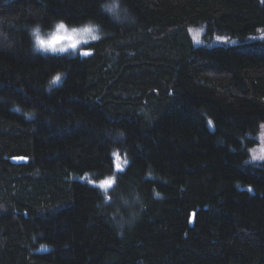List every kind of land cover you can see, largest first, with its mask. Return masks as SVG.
Returning <instances> with one entry per match:
<instances>
[{
	"label": "trees",
	"instance_id": "trees-1",
	"mask_svg": "<svg viewBox=\"0 0 264 264\" xmlns=\"http://www.w3.org/2000/svg\"><path fill=\"white\" fill-rule=\"evenodd\" d=\"M58 23L101 37L35 52ZM202 25L244 39L264 2L0 0V264H264V40Z\"/></svg>",
	"mask_w": 264,
	"mask_h": 264
},
{
	"label": "rangeland",
	"instance_id": "rangeland-1",
	"mask_svg": "<svg viewBox=\"0 0 264 264\" xmlns=\"http://www.w3.org/2000/svg\"><path fill=\"white\" fill-rule=\"evenodd\" d=\"M264 2V0H261ZM63 23H58L50 29L43 30L40 27H36L32 32L33 46L35 52L41 55H68L76 56L80 51L81 46L87 42H93L98 40L101 37L100 28L93 24H86L80 27H70L66 24H63L65 27L59 29L58 26ZM89 29V31H85ZM75 30V31H74ZM207 28L205 25L198 27H191L189 32L192 36L195 46H204V47H213L218 45L224 46H236L242 44L243 42H250L254 40H264V28H261L257 31L256 34L250 35L244 39L234 38L229 35H215L207 36ZM66 37L71 36L72 39H61L59 43L55 44L53 48L42 47L39 43L40 40L45 41L46 43L51 42L55 37ZM95 37V39H94ZM76 42V47H71L73 42ZM63 49V51H61ZM259 144L249 150V158L246 160L245 164L258 166L261 162L264 161V124L262 126L261 132L258 136ZM105 180L113 181V177H104L98 180L91 179L94 186H98L103 190H106L108 187H101V184Z\"/></svg>",
	"mask_w": 264,
	"mask_h": 264
},
{
	"label": "snow or ice",
	"instance_id": "snow-or-ice-1",
	"mask_svg": "<svg viewBox=\"0 0 264 264\" xmlns=\"http://www.w3.org/2000/svg\"><path fill=\"white\" fill-rule=\"evenodd\" d=\"M64 27H65V26H64L63 24H60V25L58 26L59 29H63ZM74 31H75V30H74ZM85 31L87 32V31H89V29H85ZM61 39H69V40H71L72 37H71V36H66V37H59V36H57V37H55L51 42L46 43L45 41L40 40L39 43H40V45H41L42 47H47V48H53V49H54L55 44L59 43V41H60ZM94 39H95V37H94ZM71 47H73V48L76 47V42H75V41L71 44ZM61 51H63V49H61ZM84 55H88V53H84ZM56 80H57V81L60 80V77L57 76V77H56ZM111 184H112V181H110V180H105V181L101 184V187H102V188H103V187H108V186H110Z\"/></svg>",
	"mask_w": 264,
	"mask_h": 264
},
{
	"label": "clouds",
	"instance_id": "clouds-1",
	"mask_svg": "<svg viewBox=\"0 0 264 264\" xmlns=\"http://www.w3.org/2000/svg\"><path fill=\"white\" fill-rule=\"evenodd\" d=\"M134 217L132 218H124L121 217L116 221V226L120 231H123V229L128 226L130 223L134 222Z\"/></svg>",
	"mask_w": 264,
	"mask_h": 264
},
{
	"label": "water",
	"instance_id": "water-1",
	"mask_svg": "<svg viewBox=\"0 0 264 264\" xmlns=\"http://www.w3.org/2000/svg\"><path fill=\"white\" fill-rule=\"evenodd\" d=\"M24 160L23 159H17V160H15L14 162L15 163H21V162H23Z\"/></svg>",
	"mask_w": 264,
	"mask_h": 264
}]
</instances>
